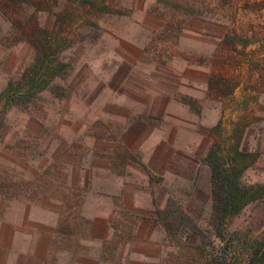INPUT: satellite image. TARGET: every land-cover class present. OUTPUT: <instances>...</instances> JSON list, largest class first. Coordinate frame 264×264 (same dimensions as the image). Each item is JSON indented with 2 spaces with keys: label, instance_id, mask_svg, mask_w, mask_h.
I'll return each instance as SVG.
<instances>
[{
  "label": "rangeland",
  "instance_id": "obj_1",
  "mask_svg": "<svg viewBox=\"0 0 264 264\" xmlns=\"http://www.w3.org/2000/svg\"><path fill=\"white\" fill-rule=\"evenodd\" d=\"M187 8L202 15L190 17ZM40 61L64 75L56 73L33 105L6 109L3 92ZM193 65L224 81L196 90L180 74ZM132 121L145 127L131 136ZM159 130L178 146L177 164L173 154L166 157L165 185L187 200L202 226L211 155H238L242 167L250 165L243 184L264 186V0H0V227L17 228L4 229L2 238L15 263L218 264L225 256L226 264H251L264 242V197L228 220L224 243L208 237L205 252L195 235L175 242L157 222L164 248L153 258L127 249L137 218L122 214L110 240L91 242L83 208L66 213V202L56 203L79 191L71 187V167L79 175L93 159H108L118 173L148 185L126 163L139 168L143 144ZM151 184L146 189L165 208L166 186ZM87 192V214L94 215L97 197L93 188ZM48 209L59 214L58 235L44 261L33 242L49 230ZM64 227L73 235H63Z\"/></svg>",
  "mask_w": 264,
  "mask_h": 264
},
{
  "label": "crops",
  "instance_id": "obj_2",
  "mask_svg": "<svg viewBox=\"0 0 264 264\" xmlns=\"http://www.w3.org/2000/svg\"><path fill=\"white\" fill-rule=\"evenodd\" d=\"M187 69L188 70L186 71L180 72V74H182L183 80L186 83L190 84L194 82L196 90H201L202 92H209L210 89L212 90V81L214 79L215 72L211 70V68H203L193 65L188 67ZM177 70L178 69L175 68L174 72L176 73ZM187 71L194 72V75H183V73ZM174 100L175 103L180 105L181 107H187L184 102L177 99ZM163 114L166 113L163 112ZM137 125L145 127L144 123H137L136 121H132L127 128V133H131L132 136L136 131ZM142 148L144 149V159L142 160L140 167L138 168L127 162L126 170L133 171L134 173H139L147 179H149L151 176H159L161 181L149 182H151V185L153 186H166L167 190H165L166 193L164 194V196L166 199H168L170 194L176 192L172 191L174 189H171L172 187L170 185H165L164 178H166L167 175L164 172L168 170V168L165 167L167 162L166 157H171V155L173 154V159H175L177 164L178 146L173 145L168 141V136L165 131L159 130L149 135V139H146ZM172 149L175 150L173 153L171 152ZM179 150L184 151V148L180 147ZM183 159L184 155L182 152L180 153L179 157V162L181 164H183ZM191 159L193 158L188 156V160L191 161ZM99 160L93 159L85 166V168L78 169L80 170L79 175L75 171L76 167H71L70 170L71 187L73 189L79 190L76 193L81 195L80 197H82L83 195V205L81 206L80 213L83 208V210L85 211L83 215L87 217V219H89L87 232L85 233L89 236L91 242L103 243L105 241H108L113 237L115 233L114 228L118 219L121 218L122 214H126L127 217H134V219L137 218V223L135 224L133 231V236L135 237L133 238V241L127 246V249L129 251L132 250V254H135L136 256L149 258L158 256V254L163 251L164 245L159 236L160 225L159 223H157V210L163 209L164 207L158 205V202L156 201V195L151 192V189H149V187L148 189H146V187L149 186V182L147 181L148 185L145 186L144 181H133L131 175L118 173L114 169L112 162H108V159H101V164L98 163ZM172 160H170V163L172 162ZM205 168L209 169V182L211 184L210 167L207 165L205 166ZM84 172L88 173V178L83 174ZM90 188H93L94 194L92 195L97 197L96 204L98 210L94 215L87 214V205H89L90 201L87 204L86 198L88 194L87 190H90ZM69 196H71V194L67 193L64 196L63 200L60 199L56 203L67 202L69 200ZM52 200L53 199L49 197V201ZM153 201L155 202L157 209L154 206ZM52 202L55 201L53 200ZM46 214L48 220H50L47 224L49 230L47 231V234H41L42 236H38L33 242L35 254L38 256L39 260L44 261L49 257L46 251L49 250L50 252L53 249V240H55V236L56 234H58V232L56 231V227L58 226L59 221V214L56 210L52 213L51 210L48 209ZM4 229H13L14 231H17L16 226L13 224L6 223L0 227V256L2 254H4L5 256L4 262L0 259V264H9V262L10 264H18V261L16 263L14 262L15 257L12 254L8 257V253H5L8 252L9 245H6L7 242L4 241L6 239L4 236ZM163 232L165 233V231ZM16 235L17 233H15V236ZM15 236L13 237L11 243L14 242ZM2 238L4 239L3 241ZM28 263L37 264V261L31 259L30 261H28Z\"/></svg>",
  "mask_w": 264,
  "mask_h": 264
},
{
  "label": "trees",
  "instance_id": "obj_3",
  "mask_svg": "<svg viewBox=\"0 0 264 264\" xmlns=\"http://www.w3.org/2000/svg\"><path fill=\"white\" fill-rule=\"evenodd\" d=\"M84 1L90 3L91 0ZM187 12H189L190 17H200L202 15V13L195 9L187 8ZM45 41H48V39ZM46 48H51L49 42L46 43ZM37 51L42 54L43 60H47V56L49 55L46 52L42 50ZM56 73L64 75L61 74L58 69L52 70L49 63L45 61L35 62V64L29 68L25 76L22 77L21 83L17 88H14V85H10L9 88L3 92L2 95L5 97L6 109L11 106L29 107L33 105L38 92L43 91L50 85L49 80L57 77ZM219 76L216 74L214 75L212 81L214 86L219 85L221 79L224 81V78ZM56 90L63 89L57 88ZM55 93L56 91H54V94ZM63 96L64 94L58 98H64ZM206 163L211 170V204L210 211L205 220V226H202L203 224L192 214L187 200L176 198L173 194H170L166 207L157 210V220L170 239L178 242L180 241L179 239H184L189 237V235H195L201 242L202 252L206 251V247L210 243V241L206 242L208 237H212L214 241L219 243H224L228 220L233 216L241 214L248 205L264 197V186H246L243 184L242 178L244 172L250 165L242 167L238 155L230 156L227 160L216 159L211 155V157H208L206 160ZM149 179L151 182L161 181L160 178L157 181V179L152 176ZM70 194L69 200L65 203L67 204L65 212H80L81 206L83 205V195L80 197L81 195L76 192L74 193L72 189L70 190ZM177 197L179 196L177 195ZM209 233L210 235L208 236ZM64 234H68L65 227L63 235ZM68 235L72 236L73 232L71 231ZM221 260L222 261L218 262V264H226L225 256H222ZM251 264H264V242L263 244L258 243L255 246L252 253Z\"/></svg>",
  "mask_w": 264,
  "mask_h": 264
}]
</instances>
